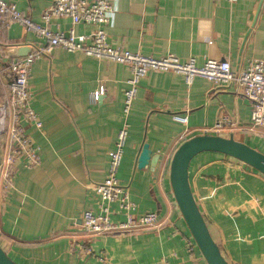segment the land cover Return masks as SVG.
Returning a JSON list of instances; mask_svg holds the SVG:
<instances>
[{"label": "crops", "instance_id": "0c3cea01", "mask_svg": "<svg viewBox=\"0 0 264 264\" xmlns=\"http://www.w3.org/2000/svg\"><path fill=\"white\" fill-rule=\"evenodd\" d=\"M42 24L50 0H7ZM106 26L108 42L154 57L172 54L202 65L227 60L233 71L264 56V0H116ZM53 31L72 27L66 17L52 18ZM93 24L79 23L76 34ZM40 42L12 23L0 30V63L6 49ZM24 56V55H23ZM128 66L82 52L55 47L33 62L28 79L30 104L41 127L23 121L38 148L39 164L15 162L10 186L0 180V246L17 264H207L175 203L169 164L178 145L208 133L233 135L264 148V129L249 133L251 106L235 86L218 87L195 77L149 71L141 78L127 121L128 134L117 171L120 185L136 204V214L156 212L160 226L136 232L84 235L81 215L97 211L94 185L105 177L108 152L123 124ZM103 86L96 102L91 94ZM186 114L187 123L172 114ZM224 128L214 130L219 119ZM148 144L149 159L138 166ZM264 153L263 150H260ZM189 184L213 240L229 264H264V175L232 157L205 151L189 165ZM116 211L113 222L125 220ZM90 247L92 253H87ZM99 257L103 258L102 260Z\"/></svg>", "mask_w": 264, "mask_h": 264}, {"label": "built area", "instance_id": "2783aa9c", "mask_svg": "<svg viewBox=\"0 0 264 264\" xmlns=\"http://www.w3.org/2000/svg\"><path fill=\"white\" fill-rule=\"evenodd\" d=\"M233 3L236 0H228ZM117 10L116 0H50L41 14L42 24L35 22L21 12L14 3L0 0V30L17 23L31 33L40 42L31 44L30 51L17 58L0 63V180L10 186L15 170V162L22 156L28 167L39 164L38 148L26 134L23 121L41 127L37 113L30 104L28 79L33 62L49 55L55 47L68 52L79 51L87 56L109 60L128 66L130 77L124 91L123 124L118 131L115 146L108 152V163L104 168L105 177L94 185L98 195L97 211L85 210L81 215V231L84 235H100L119 231L136 232L160 226L156 212L136 214V204L128 192L120 185L117 171L121 163L123 147L128 134L129 116L137 87L142 77L149 71L173 72L181 74L184 82L191 84L195 77H201L217 86H235L250 102L249 131L264 129V56L251 59L248 65L239 71H233L227 60L208 58L197 65L194 58L183 62L172 54L154 57L112 46L107 40L106 26L113 20ZM66 17L72 27L67 31H53L49 27L52 18ZM79 23L93 24L96 29L89 34H76L74 26ZM103 86L92 92V102L99 100ZM176 122L187 123L186 114H172ZM224 120H217L214 130L224 128ZM125 215V220L113 222L110 219L116 211ZM195 245L193 238L188 241L189 249ZM92 253L90 247H85ZM100 260L103 258L99 257Z\"/></svg>", "mask_w": 264, "mask_h": 264}, {"label": "water", "instance_id": "95a60500", "mask_svg": "<svg viewBox=\"0 0 264 264\" xmlns=\"http://www.w3.org/2000/svg\"><path fill=\"white\" fill-rule=\"evenodd\" d=\"M29 46H10L9 57L26 55ZM222 87V86H218ZM1 147V141H0ZM1 151V149H0ZM205 151L217 152L240 160L264 175V153L233 137L218 134H198L182 141L172 154L169 164V182L175 203L185 224L207 264H229L213 240L208 226L197 206L188 178L192 158ZM149 159L148 144L144 143L138 156V166L142 167ZM0 264H17L0 246Z\"/></svg>", "mask_w": 264, "mask_h": 264}, {"label": "rangeland", "instance_id": "374dc122", "mask_svg": "<svg viewBox=\"0 0 264 264\" xmlns=\"http://www.w3.org/2000/svg\"><path fill=\"white\" fill-rule=\"evenodd\" d=\"M257 131V128H254L252 131H250L249 133H255ZM248 144V143H247ZM248 145H250V146H252V147H254V148H256V149H258V150H263L264 151V148H262L261 146H258L257 144H256V142L255 141H252V142H249V144ZM226 156V155H225ZM235 159V158H234ZM235 160H237V159H235ZM238 161H240V160H238Z\"/></svg>", "mask_w": 264, "mask_h": 264}, {"label": "trees", "instance_id": "16d2710c", "mask_svg": "<svg viewBox=\"0 0 264 264\" xmlns=\"http://www.w3.org/2000/svg\"><path fill=\"white\" fill-rule=\"evenodd\" d=\"M15 171V170H14Z\"/></svg>", "mask_w": 264, "mask_h": 264}]
</instances>
